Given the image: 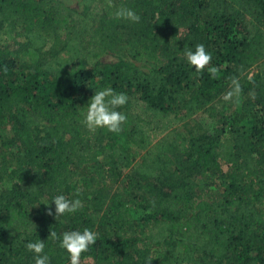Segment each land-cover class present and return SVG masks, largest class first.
<instances>
[{
  "label": "trees",
  "instance_id": "16d2710c",
  "mask_svg": "<svg viewBox=\"0 0 264 264\" xmlns=\"http://www.w3.org/2000/svg\"><path fill=\"white\" fill-rule=\"evenodd\" d=\"M83 4L0 0V131L13 134L0 146V264H35L37 240L50 264H70L49 232L85 228L98 236L80 264H264V0ZM120 7L140 21L116 19ZM198 44L216 78L187 62ZM121 52L140 67L99 64ZM108 87L127 95V120L90 131L82 114ZM57 195L83 206L57 220Z\"/></svg>",
  "mask_w": 264,
  "mask_h": 264
},
{
  "label": "clouds",
  "instance_id": "9594fccd",
  "mask_svg": "<svg viewBox=\"0 0 264 264\" xmlns=\"http://www.w3.org/2000/svg\"><path fill=\"white\" fill-rule=\"evenodd\" d=\"M111 7V0H109ZM116 19H127L138 23L140 16L130 8L120 7L115 12ZM184 56L195 69L196 73H202L206 68L209 74L216 78L219 69L215 66L208 67L212 60V55L206 51L203 44L195 46V50L185 47ZM5 70H7L5 68ZM231 91H228L223 97L226 101L232 100L234 96H238L241 87L235 78L231 82ZM128 97L125 93H116L111 87L95 91V94L90 98L86 111L82 114V123L90 130L104 128L112 133H119L121 125L127 120L126 114L117 109L126 105ZM52 203L55 205V218L58 220L66 213H75L83 205L80 199L69 200L64 195H57ZM53 216L51 209L46 213ZM98 234L88 228L83 231H65L62 236L58 237L55 231H50L48 238L52 240L60 239V247L64 249L70 258V264H80L81 255L87 252L90 246L97 242ZM26 249L34 253L35 264H50L49 257L43 255L45 242L37 240L26 244ZM151 264V260H149Z\"/></svg>",
  "mask_w": 264,
  "mask_h": 264
},
{
  "label": "rangeland",
  "instance_id": "374dc122",
  "mask_svg": "<svg viewBox=\"0 0 264 264\" xmlns=\"http://www.w3.org/2000/svg\"><path fill=\"white\" fill-rule=\"evenodd\" d=\"M61 3H63L65 6L74 9L75 11L79 13H83L85 11V6L83 4V0H59ZM112 1V0H111ZM97 2L104 8H106L109 5V0H97ZM61 40H59L54 46L58 47L61 45ZM118 62H124L127 64H130L134 67H140V63L135 62L134 60L130 59L124 52L121 53H106L101 59L99 60V64L103 66H110L112 64H116ZM199 116V117H198ZM197 119L201 121L202 123L206 122V118L204 115H198ZM13 139V134L10 130L9 127H4L0 131V146L4 141H10ZM18 146L14 145L13 147L10 148V151L14 154H18ZM15 162V159L13 158L12 160ZM196 183L202 187L205 184H208L212 193L216 194L217 196L220 195V189L218 187V184L216 183L215 180L211 178H197Z\"/></svg>",
  "mask_w": 264,
  "mask_h": 264
}]
</instances>
